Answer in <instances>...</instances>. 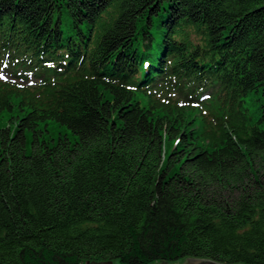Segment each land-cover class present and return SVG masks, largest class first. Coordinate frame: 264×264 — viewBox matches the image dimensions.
<instances>
[{"label": "trees", "instance_id": "obj_1", "mask_svg": "<svg viewBox=\"0 0 264 264\" xmlns=\"http://www.w3.org/2000/svg\"><path fill=\"white\" fill-rule=\"evenodd\" d=\"M262 97L264 0H0V264H264Z\"/></svg>", "mask_w": 264, "mask_h": 264}, {"label": "rangeland", "instance_id": "obj_2", "mask_svg": "<svg viewBox=\"0 0 264 264\" xmlns=\"http://www.w3.org/2000/svg\"><path fill=\"white\" fill-rule=\"evenodd\" d=\"M182 37H183V41H184V46H185V43L188 44L189 46H193L196 44V40L198 39L195 35H192L191 33H189V36L186 38V40H185V36H182ZM155 84H157V83H155ZM210 93H209V91L204 92V94H209V95H210ZM262 99H264V98L262 97ZM14 101H15L14 99H11L9 101L12 104V108H11L10 112L4 111L0 114V129L6 128L8 126L10 128V132H12L14 129V123H15L16 117L22 115V113L17 112V108H16V105H14ZM244 102H245V105H244L245 109L246 110L248 109V111L254 115L253 111L255 112L257 106L259 105V95L258 96L254 95L253 97L246 95L244 98ZM242 104H243V102H242ZM242 104H241V106H242ZM141 105H143V103H141ZM250 118H251V116H250ZM46 124H47L46 125L47 132H43L44 138H46L48 136L51 138H57L59 135H67L68 138L72 139L70 132L68 130L64 129V127H58L57 124L52 123V122H47ZM39 127L41 129H43L44 125L39 124ZM29 149H30V146L27 145V151H29ZM181 262H183V261H179L176 263H181ZM86 263H88V262H86ZM81 264H85V263H81ZM103 264H107V262L103 263ZM110 264H120V263L115 260Z\"/></svg>", "mask_w": 264, "mask_h": 264}, {"label": "water", "instance_id": "obj_3", "mask_svg": "<svg viewBox=\"0 0 264 264\" xmlns=\"http://www.w3.org/2000/svg\"><path fill=\"white\" fill-rule=\"evenodd\" d=\"M181 263H173V264H221L217 262H213L210 260H203V259H184ZM85 264H103V263H85ZM107 264H110L109 262ZM156 264H166V263H156Z\"/></svg>", "mask_w": 264, "mask_h": 264}]
</instances>
